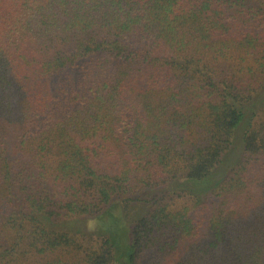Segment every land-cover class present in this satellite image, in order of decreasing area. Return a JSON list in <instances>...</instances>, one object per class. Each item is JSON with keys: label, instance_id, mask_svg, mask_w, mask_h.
<instances>
[{"label": "trees", "instance_id": "obj_1", "mask_svg": "<svg viewBox=\"0 0 264 264\" xmlns=\"http://www.w3.org/2000/svg\"><path fill=\"white\" fill-rule=\"evenodd\" d=\"M0 264H264V0H0Z\"/></svg>", "mask_w": 264, "mask_h": 264}, {"label": "rangeland", "instance_id": "obj_2", "mask_svg": "<svg viewBox=\"0 0 264 264\" xmlns=\"http://www.w3.org/2000/svg\"><path fill=\"white\" fill-rule=\"evenodd\" d=\"M133 217H129L127 222L123 219V213L120 206L112 211L111 217L108 219L107 224L105 225L106 230L112 237V240L118 246L119 253H125L127 231L129 230V222ZM89 225V226H88ZM93 227V224H87V230L90 231Z\"/></svg>", "mask_w": 264, "mask_h": 264}]
</instances>
